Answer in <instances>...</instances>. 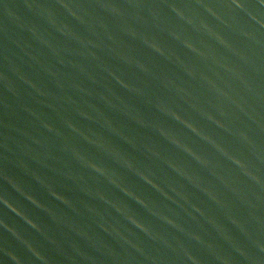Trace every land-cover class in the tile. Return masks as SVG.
Returning a JSON list of instances; mask_svg holds the SVG:
<instances>
[{
	"label": "water",
	"instance_id": "95a60500",
	"mask_svg": "<svg viewBox=\"0 0 264 264\" xmlns=\"http://www.w3.org/2000/svg\"><path fill=\"white\" fill-rule=\"evenodd\" d=\"M0 264H264L262 0H0Z\"/></svg>",
	"mask_w": 264,
	"mask_h": 264
},
{
	"label": "clouds",
	"instance_id": "9594fccd",
	"mask_svg": "<svg viewBox=\"0 0 264 264\" xmlns=\"http://www.w3.org/2000/svg\"><path fill=\"white\" fill-rule=\"evenodd\" d=\"M262 6H264V0H262ZM237 7H241V5L238 4ZM236 163L239 164L240 162L239 161H236ZM134 223H135V221H134ZM137 226L138 227H141V228L143 227L142 225H139V224Z\"/></svg>",
	"mask_w": 264,
	"mask_h": 264
}]
</instances>
